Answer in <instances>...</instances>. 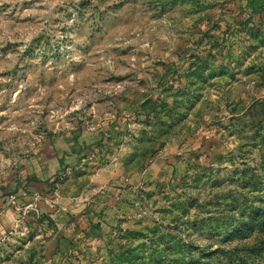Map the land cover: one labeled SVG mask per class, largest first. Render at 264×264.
<instances>
[{
  "label": "rangeland",
  "instance_id": "obj_1",
  "mask_svg": "<svg viewBox=\"0 0 264 264\" xmlns=\"http://www.w3.org/2000/svg\"><path fill=\"white\" fill-rule=\"evenodd\" d=\"M9 210L0 264H264V0H0Z\"/></svg>",
  "mask_w": 264,
  "mask_h": 264
},
{
  "label": "crops",
  "instance_id": "obj_2",
  "mask_svg": "<svg viewBox=\"0 0 264 264\" xmlns=\"http://www.w3.org/2000/svg\"><path fill=\"white\" fill-rule=\"evenodd\" d=\"M10 214V220L9 222L4 221L2 218H0V228H4V225H12L13 221L15 220V218L13 217L14 215V210H9L8 215ZM16 214V213H15Z\"/></svg>",
  "mask_w": 264,
  "mask_h": 264
}]
</instances>
